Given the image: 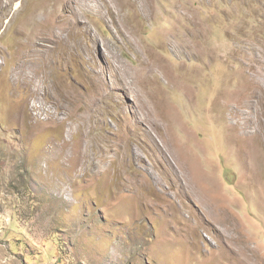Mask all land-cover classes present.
Returning a JSON list of instances; mask_svg holds the SVG:
<instances>
[{
	"label": "rangeland",
	"instance_id": "obj_1",
	"mask_svg": "<svg viewBox=\"0 0 264 264\" xmlns=\"http://www.w3.org/2000/svg\"><path fill=\"white\" fill-rule=\"evenodd\" d=\"M0 264H264V0H0Z\"/></svg>",
	"mask_w": 264,
	"mask_h": 264
},
{
	"label": "bare ground",
	"instance_id": "obj_2",
	"mask_svg": "<svg viewBox=\"0 0 264 264\" xmlns=\"http://www.w3.org/2000/svg\"><path fill=\"white\" fill-rule=\"evenodd\" d=\"M85 2L86 1H88V0H84ZM113 13H115L114 11H113ZM77 14H78V12H77V10H76V5H74V3L71 5V15L72 16H74V17H76L77 16ZM115 15H116V13H115ZM116 17H117V19L118 20H122V18H121V16H119V15H116ZM120 22H123V21H120ZM122 26H124L125 27V24H123ZM121 27V26H120ZM72 30L76 33H84V34H89L90 33V29H89V27L88 26H84V28L81 30V31H76V30H74L73 28H72ZM64 31V33H65V31H68V28L67 27H65V28H63L62 29V31L61 32H63ZM134 33H137V29H136V27L135 28H133V30H132ZM122 32V31H121ZM123 33V32H122ZM132 33V32H131ZM124 34V33H123ZM138 34V33H137ZM129 38H130V36H129ZM91 41H92V43L94 44V45H96V44H99V41H98V39L95 37V36H92L91 35ZM178 48V47H177ZM176 48V49H177ZM79 49L80 50H82V51H86L85 50V48H83L82 46H80L79 47ZM184 49V48H183ZM97 52H98V54L99 53H101V50L99 49V50H97ZM95 53V52H94ZM43 55V54H42ZM43 56H46V55H43ZM102 56H103V58L104 59H106L107 61H109L108 63H109V65L110 64H112V59H111V57H110V53L109 54H105V53H103L102 52ZM27 65V64H26ZM47 65L46 64H40V65H38V68H37V70H36V72L38 73V74H41V76H43V77H47V78H49L50 80H52V75L49 73L50 72V70H48L47 69ZM127 70H126V73H127V78H126V81L128 82V79H133L132 77H130L133 73H132V71H131V69H129V68H126ZM151 69H155V66H153ZM152 71V70H151ZM55 77V82L56 83H58V87H57V91H56V97H58V98H60L61 99V101H62V99H63V97H64V95H63V92H62V88H61V83H63V81H60V80H58L57 79V77H56V75L54 76ZM24 81H26V82H28L29 83V81H28V79H24ZM28 86H29V84H28ZM61 103V102H60ZM59 103V104H60ZM71 105H74V102L73 101H71V102H69ZM93 105L94 104H89V110L90 109H92V107H93ZM149 110V109H148ZM86 111H88V110H85V109H83V108H81V107H73L72 108V110H71V112H72V117H75V116H77L76 115V112H78V113H82L83 114V116H82V118H84V117H86V116H88V115H86ZM154 111V110H153ZM151 112V111H150ZM154 113H155V111H154ZM156 114V113H155ZM150 115H151V117H152V119H156V118H159L157 115H154V114H152V113H150ZM87 119H88V117H86ZM51 119H55V120H57V121H60V122H62V120H60V119H58L57 117H51ZM85 119V118H84ZM92 121V120H91ZM85 122V121H84ZM84 124H87V123H84ZM88 125V124H87ZM83 127H86L85 125H78L77 126V132H74L73 134L74 135H76L78 132H80V131H82V128ZM249 128V127H248ZM145 132V131H144ZM84 133H85V131H84ZM150 130H147V138L149 139V140H151V142L153 141V136L152 135H150ZM85 134H87V133H85ZM85 134H84V136H85ZM146 134V133H145ZM88 135V134H87ZM262 135V134H261ZM263 136V135H262ZM261 137V136H260ZM87 145H89V143L87 142V141H85V142H83V147H84V149H86L87 150ZM257 146V145H256ZM72 147V146H71ZM82 148V147H81ZM83 149V148H82ZM81 149V150H82ZM255 151H257V150H255ZM74 152H75V150H74ZM88 152V151H87ZM87 152H84V151H82V153H81V155L79 156V157H83V156H85L86 154H87ZM253 152V151H252ZM257 152H259V151H257ZM159 153L162 155L161 156V158H162V160L163 161H166L167 162V164H168V156L166 155V153H165V150L164 149H159ZM256 153V152H255ZM75 154V153H74ZM77 154H79V153H77ZM77 154H76V156H77ZM257 154H259V153H257ZM87 156V155H86ZM85 158V157H84ZM254 158H256V157H254ZM81 159V158H80ZM100 159H102L101 157H100ZM72 160V159H71ZM70 160V161H71ZM85 160H86V158H85ZM99 160V159H98ZM258 162V161H257ZM260 163V162H259ZM262 163V162H261ZM260 163V164H261ZM263 166V164L261 165V167ZM74 167V166H73ZM77 168H78V166H77ZM259 169L260 168H258V171H259Z\"/></svg>",
	"mask_w": 264,
	"mask_h": 264
}]
</instances>
